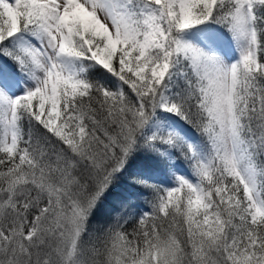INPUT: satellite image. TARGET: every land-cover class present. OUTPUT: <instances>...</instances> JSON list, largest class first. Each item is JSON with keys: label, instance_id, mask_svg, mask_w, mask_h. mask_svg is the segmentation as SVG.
Wrapping results in <instances>:
<instances>
[{"label": "snow or ice", "instance_id": "snow-or-ice-1", "mask_svg": "<svg viewBox=\"0 0 264 264\" xmlns=\"http://www.w3.org/2000/svg\"><path fill=\"white\" fill-rule=\"evenodd\" d=\"M0 264H264V0H0Z\"/></svg>", "mask_w": 264, "mask_h": 264}]
</instances>
